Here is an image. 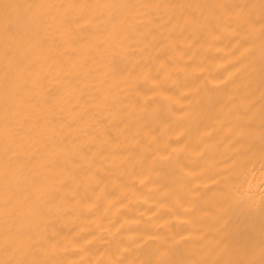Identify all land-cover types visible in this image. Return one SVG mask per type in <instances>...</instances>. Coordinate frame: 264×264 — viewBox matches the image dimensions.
I'll return each instance as SVG.
<instances>
[{
    "label": "bare ground",
    "instance_id": "1",
    "mask_svg": "<svg viewBox=\"0 0 264 264\" xmlns=\"http://www.w3.org/2000/svg\"><path fill=\"white\" fill-rule=\"evenodd\" d=\"M0 264H264V0H0Z\"/></svg>",
    "mask_w": 264,
    "mask_h": 264
}]
</instances>
